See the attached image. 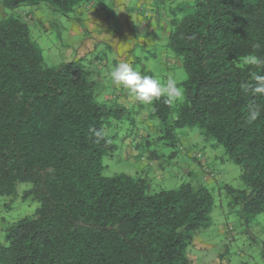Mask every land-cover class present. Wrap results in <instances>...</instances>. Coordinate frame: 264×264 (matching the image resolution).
<instances>
[{"label":"trees","instance_id":"1","mask_svg":"<svg viewBox=\"0 0 264 264\" xmlns=\"http://www.w3.org/2000/svg\"><path fill=\"white\" fill-rule=\"evenodd\" d=\"M88 0H0V196L38 203L7 224L0 264H194L186 250L209 225L213 196L181 184L149 191L145 179L103 175L110 119L124 107L95 100V72L81 59L47 66L19 8L49 5L68 15ZM168 47L182 60L184 100L151 108L167 132L197 128L221 145L249 190L227 191L249 218L264 212V95L254 94L264 68V0H188L168 21ZM260 44L253 48V44ZM259 109L246 122L249 107ZM103 133L96 142L89 129ZM170 139V137H168ZM264 259V238L261 242Z\"/></svg>","mask_w":264,"mask_h":264},{"label":"rangeland","instance_id":"2","mask_svg":"<svg viewBox=\"0 0 264 264\" xmlns=\"http://www.w3.org/2000/svg\"><path fill=\"white\" fill-rule=\"evenodd\" d=\"M154 1L98 0L103 8L96 23L100 22L103 28L100 34L93 30V38L73 34L70 29L76 27L82 32L85 23L74 19L71 13L59 14L46 4L38 5L39 10L33 6L19 8L16 13L27 22L31 41L39 48L45 65L65 62L67 48H79L80 59L97 75L95 100L110 104L114 100L123 105L124 114L107 124L110 148L102 157L103 175L124 173L141 177L150 192L176 189L185 183L205 186L214 201L209 225L194 233L187 256L194 264H264V212L249 218L241 203L234 202L235 194L227 191V187L249 190L240 179L239 166L229 159L224 148L197 128L167 132V127L152 115V105L140 104L126 90L111 83L109 73L119 62H129L143 75L161 80L172 77L179 85L185 79L182 60L168 47L162 32L174 7L188 0ZM90 38L86 48L84 42ZM179 103L171 106L168 126ZM208 171L214 175L209 176ZM28 187L25 182L18 183L17 196H0V220L7 222L4 227L33 215L38 203L21 198Z\"/></svg>","mask_w":264,"mask_h":264},{"label":"clouds","instance_id":"3","mask_svg":"<svg viewBox=\"0 0 264 264\" xmlns=\"http://www.w3.org/2000/svg\"><path fill=\"white\" fill-rule=\"evenodd\" d=\"M260 44H253V48H259ZM244 63L249 66L264 68V58L251 54L247 56ZM109 77L111 83L116 88H122L132 96L137 102L143 105H151L154 101L163 98V103L173 106L184 100V89L178 84V81L172 77L161 80L152 75H143L135 70L129 62H119L115 64ZM254 94L264 95V77H257V83L253 86ZM259 109L249 107L246 116V122L251 123L257 120ZM96 142L104 138L101 131L89 129Z\"/></svg>","mask_w":264,"mask_h":264},{"label":"crops","instance_id":"4","mask_svg":"<svg viewBox=\"0 0 264 264\" xmlns=\"http://www.w3.org/2000/svg\"><path fill=\"white\" fill-rule=\"evenodd\" d=\"M152 2H155L154 0H151ZM35 9L37 8V10L40 9L39 6H35ZM102 6L100 5V3H98V0H88L85 3L80 4L78 7H76V9H74V11L71 12V14L73 15L74 19L78 18L81 21H83V23H85V28L82 30V32L79 30V28L74 27V29H70V31L74 34V33H78V34H88L89 36L94 35V32L96 30H99L100 32H98L99 34L102 32V30H100V28H103V26H100L99 23H96L99 21L100 19V12L102 10ZM26 9V8H24ZM36 10V11H37ZM69 15V14H68ZM68 15H64V16H68ZM80 21V22H81ZM167 21H169V18L167 19ZM79 22V23H80ZM100 26V27H99ZM163 28V26H162ZM94 30V32H93ZM169 32V28H168V24L166 23L164 25L163 28V36L167 38ZM71 34V33H69ZM92 38H90L89 40L85 41L84 43L86 44V48L89 46ZM120 43V42H119ZM77 51V52H76ZM75 53V55L73 56V54ZM66 54L67 56L65 57V61H69L71 59H80L82 51H80V49H72V48H67L66 50ZM97 76V75H95ZM115 97L117 98V95H115ZM123 99V98H121ZM7 222L3 219L0 220V237H1V233L3 232V227Z\"/></svg>","mask_w":264,"mask_h":264},{"label":"built area","instance_id":"5","mask_svg":"<svg viewBox=\"0 0 264 264\" xmlns=\"http://www.w3.org/2000/svg\"><path fill=\"white\" fill-rule=\"evenodd\" d=\"M28 18H29V17L27 16V17H26V19H28ZM208 175H209V176H213V175H214V173H212V172L208 171Z\"/></svg>","mask_w":264,"mask_h":264}]
</instances>
